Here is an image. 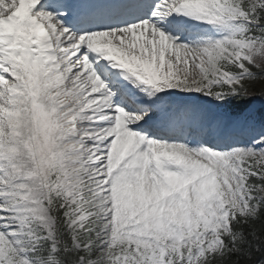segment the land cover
Listing matches in <instances>:
<instances>
[{
    "label": "snow or ice",
    "instance_id": "snow-or-ice-1",
    "mask_svg": "<svg viewBox=\"0 0 264 264\" xmlns=\"http://www.w3.org/2000/svg\"><path fill=\"white\" fill-rule=\"evenodd\" d=\"M258 102L264 0H0V264H264Z\"/></svg>",
    "mask_w": 264,
    "mask_h": 264
},
{
    "label": "trees",
    "instance_id": "trees-1",
    "mask_svg": "<svg viewBox=\"0 0 264 264\" xmlns=\"http://www.w3.org/2000/svg\"><path fill=\"white\" fill-rule=\"evenodd\" d=\"M258 259H259V255H258Z\"/></svg>",
    "mask_w": 264,
    "mask_h": 264
}]
</instances>
